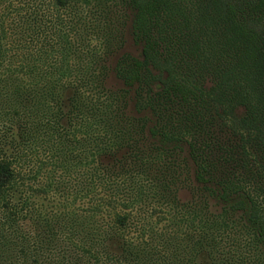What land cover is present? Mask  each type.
<instances>
[{"label": "trees", "instance_id": "obj_1", "mask_svg": "<svg viewBox=\"0 0 264 264\" xmlns=\"http://www.w3.org/2000/svg\"><path fill=\"white\" fill-rule=\"evenodd\" d=\"M0 264H264V0H0Z\"/></svg>", "mask_w": 264, "mask_h": 264}, {"label": "rangeland", "instance_id": "obj_2", "mask_svg": "<svg viewBox=\"0 0 264 264\" xmlns=\"http://www.w3.org/2000/svg\"><path fill=\"white\" fill-rule=\"evenodd\" d=\"M94 44H97V41H95ZM32 45H34V43L31 44L30 49H32L33 51L34 50L36 51V48H33ZM124 51L126 53L132 54L135 57H141V54H142L141 53L142 49H141L140 45L136 44L134 42V40L132 39V37H130V36L127 37V45H126ZM82 91H84V89H82ZM93 94H94V92L86 91L85 92L86 100L88 101V100L93 99V96H94ZM88 111L90 113H92L91 109L88 110ZM47 116H49V115H47ZM85 120H83L80 115L77 118L78 124H79V122H82V125H85L86 124L85 122H87V124H90V123L93 124V127H95V128L92 130V132L96 136L95 137L96 141H98V142H103V141L104 142H111V136L109 135L110 134V129L109 128H107L105 126H100V125L94 124L93 119L92 118L90 119V117L87 116V115H86ZM42 155H43V152H42ZM43 156H45V154ZM25 171H26V169L19 168L20 177L23 178V180L26 182L27 185L31 186L33 189H37L38 187L36 186V184L30 183V182H28L25 179L26 176H27ZM30 195H34V194H30ZM67 196H68V198L71 197L69 193L67 194ZM43 197H46V199L44 200V203H43L44 205L46 204V201L50 199L49 207L53 206V203H59L60 204L59 200L62 201V199H66L65 195H57V194H53V193H50V192L49 193H47V192L43 193ZM52 199H55L56 201H52ZM180 199H181L182 202H188L190 200V194L188 192H186V191L181 192L180 193ZM73 207L78 209L80 211V213L83 212L82 209L83 210L87 209V205H83V202H75ZM43 210H44V208H43Z\"/></svg>", "mask_w": 264, "mask_h": 264}]
</instances>
